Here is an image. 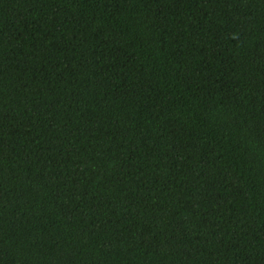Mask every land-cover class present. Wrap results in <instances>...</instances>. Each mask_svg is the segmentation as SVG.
<instances>
[{
	"label": "trees",
	"instance_id": "16d2710c",
	"mask_svg": "<svg viewBox=\"0 0 264 264\" xmlns=\"http://www.w3.org/2000/svg\"><path fill=\"white\" fill-rule=\"evenodd\" d=\"M0 264H264V0H0Z\"/></svg>",
	"mask_w": 264,
	"mask_h": 264
}]
</instances>
